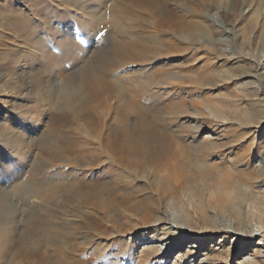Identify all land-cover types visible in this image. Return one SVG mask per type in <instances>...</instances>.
Wrapping results in <instances>:
<instances>
[{
	"label": "rangeland",
	"instance_id": "1",
	"mask_svg": "<svg viewBox=\"0 0 264 264\" xmlns=\"http://www.w3.org/2000/svg\"><path fill=\"white\" fill-rule=\"evenodd\" d=\"M107 1H78L82 3L79 9L67 0H0V264H42L43 253L54 255L50 246L42 247L39 232L27 229L30 217L44 214L41 184L51 174L36 164L47 162L50 155L45 148L59 130L73 134L79 130L84 136L98 128L93 130L83 121L73 126L62 122L57 117L60 110L52 103L79 84L76 71L84 60L104 58L103 49L121 38L143 46L138 58L126 60L113 76L121 78L118 85H136L143 94L153 96L141 105L147 113L143 130L151 136L153 148L146 161L120 172L127 186L137 190L138 210L117 203L110 209V213H122L115 222L103 223L102 230L82 229L79 240L87 235L91 239L85 252L92 251L89 258L97 256L95 264H264V243H259L264 236V214L251 213L239 224L207 204L217 202L215 196L222 191V201L249 191V199L238 198L248 207L264 200V178L251 179L252 169L264 159V0H158L146 9H133L141 16L138 21L111 22L108 29L103 27L105 22L98 21L100 26L89 23L95 15L105 20L117 13V6L109 9L112 0ZM166 16L170 18L163 20ZM21 22L34 29L26 27L17 34L8 25ZM88 31L90 38L72 45L71 58L65 56L68 42L67 37L62 39L63 32L77 37ZM26 33L32 37L26 38ZM111 102L105 124L113 129L118 111ZM128 121L130 126L137 122L133 116ZM219 121H227L220 126L222 133L211 134L208 130ZM207 140L212 149L202 147ZM79 142L80 147L86 144ZM83 166L60 170L78 175ZM90 170L99 174L104 167ZM166 172L173 184L190 189L182 191L175 202L154 196L160 190L159 177ZM234 182L241 185L233 187ZM199 201L208 205L202 214L209 224L200 223L191 210L198 205L201 212ZM142 213L161 222L176 220L186 229H168L165 223L143 229L138 224ZM67 218L70 224L71 215ZM137 224L139 234H134L128 227ZM108 227L121 230L112 235ZM237 230L242 236L234 237ZM251 233L258 235L251 238ZM67 234L74 233L68 229ZM163 244L172 251L150 252L156 246L165 249ZM57 248L70 252L68 243ZM73 260L68 256L62 264Z\"/></svg>",
	"mask_w": 264,
	"mask_h": 264
},
{
	"label": "bare ground",
	"instance_id": "2",
	"mask_svg": "<svg viewBox=\"0 0 264 264\" xmlns=\"http://www.w3.org/2000/svg\"><path fill=\"white\" fill-rule=\"evenodd\" d=\"M67 1L74 6L79 7V9L82 8V3L79 4L78 1L81 2L83 0ZM157 1L158 0H112V2L108 5L109 9L116 6L118 8H116L118 11L115 13V15L114 12H111L112 14L108 15V19L111 18L112 20L108 21L107 17L105 20H103L104 17L101 15H95L89 18L87 21L89 23L96 24V26H100L101 24L98 23V21L103 23L105 22L103 27H107L106 29L111 27L109 26V23L111 22L113 25V23L116 24V21H125L127 19L138 21L141 16L136 10L134 11L133 9H143L148 5H153V2L156 3ZM105 3L108 4V1L106 0ZM91 10L92 9H90V11L88 10V13H91ZM166 14L170 15V11H168ZM76 15L77 14L73 16ZM177 16L179 18V15ZM168 18L170 17L166 16V18L164 17L163 20H167ZM212 18L214 19V17ZM130 22L131 21H129V24ZM8 25H10V29L15 31L17 34H19L20 30L23 28L25 29L26 27L29 31L34 29L32 25L27 24L25 26L22 22ZM73 25L75 26V24ZM74 26L70 28L73 29ZM34 31L36 32V30ZM63 33L64 35L61 36L62 39L67 37L66 39L68 43L74 40L75 43L72 45L77 46L81 43L82 38L88 40L91 36L89 31L83 36L77 35V37H73L74 35L72 36L68 32ZM30 36L32 37V33H26V38H29ZM42 47H45V45ZM142 47L143 46L138 44V42L134 43L132 40L126 41L124 38L113 41L109 48L103 49L102 54L105 56L104 58L99 57V55L93 57L91 56L82 62V66L78 71H76L79 84H77L76 87L70 88V93L63 94L61 98L59 97L58 99H55V101L52 103L55 108L60 110V115L57 117L62 122L72 124L73 126L74 124L78 125L80 121H83L82 123L86 124L90 128L91 126L94 127L93 130L97 128L98 130H95L97 132H94V134L89 133L86 135L84 134V136H82L79 130L75 132L77 136L74 135L75 133H71V130H59V133L56 134L53 142H49L45 148L46 153L50 155L47 162L38 161V164H36L45 168L44 171H47L46 173H51L46 177V179H44V183L41 184V201L44 204L40 206V209L42 214H44L39 217H30L29 222H27L28 230L39 232L42 235V247H45V250H47L48 246L53 249L55 256L53 254L47 256L43 253V257L41 259L42 262L39 260L42 264H62L65 258L68 256H71L74 259L72 264H95L97 256L95 255L94 258H89V256L93 255L92 251L85 252V250L88 249V244H90L91 241L90 236L87 235L85 239L79 240L80 236L78 238V234L83 231L82 229L102 230L103 223L109 221L115 222L116 219L120 218L122 213H120L119 210H114L113 213H110V209L115 207L114 205L117 203H119L122 207H127L129 210H138L137 206L140 201H136L135 192L137 190L132 187L129 188L121 175H123L122 173L124 172L126 173L127 170H132V168L134 169V167L141 161H146L149 151L153 148L151 136L145 133L143 130L146 124H144V117H146L147 113L142 111L143 106H141L142 104H145V102L151 101L153 96L143 94L140 92V87L136 85V88H134L135 86L132 84L127 86L118 85V82L121 80V78H116L113 76V74L120 71L126 60L130 59L131 61H134V59L138 58V56L136 58L135 56L139 51H141ZM111 101L116 105L114 108L115 112L118 111L115 113L116 116L114 118L113 129L111 127L109 128L105 124L106 115L110 113L108 110H111ZM102 109H104V111ZM132 116L137 122L134 123L133 126H130L128 119H130ZM110 117L112 118V116ZM224 123L223 121H219L218 123L213 124L208 131L213 135H218L222 133L220 126H222ZM101 126L104 128L101 129ZM86 133H88V131ZM190 137L195 138V136ZM78 140L85 141V146H78V144H80V142L78 143ZM202 147H204V149H209L212 147V143L207 140L202 144ZM82 165L86 166H83L85 167L84 171L78 173V175L73 173L63 174L60 170V168L63 166L76 170L81 168ZM99 165L104 167V171H101L99 174L92 173L90 170L91 167ZM104 165H107L111 168H105ZM252 170H254V172L251 173V175H253L252 178L250 177L251 179L257 181V179L259 180L264 178V159L260 167ZM120 172L122 173L120 174ZM167 174L168 173L166 172L161 177H159L160 181L157 185H160V190L158 189L159 193L154 192V196L159 200H169L170 198L173 202H175L178 200V195L182 191H190V189L185 187L182 183L173 184V181L170 180ZM244 177L247 179L249 175L247 177L244 174ZM239 179L237 178V180ZM55 180L59 181L56 185ZM227 182L226 184L229 183ZM230 184L232 185L231 182ZM238 184L241 185L240 182ZM238 184L233 185V187L236 185L238 186ZM234 190L236 189L234 188L233 191ZM232 192L230 194H232ZM234 192L238 193L237 190ZM222 193L224 192L222 191ZM222 193L215 196V201L219 199L217 202L214 201L216 204H213V201L209 200L207 204H211L212 208L219 213H227L228 215L233 216L236 223L240 224L244 217L249 216L251 213H255L252 214V216L256 215V213L257 215H259L258 213L264 214V200L261 201L259 205H254V202H252V206L249 207L247 202L241 201L244 198L250 197L251 193L249 191L247 193L239 192L238 196L235 195L237 198H234L233 196L232 198L228 199L229 201L220 200L219 197H222ZM200 196L201 195L198 192V197L201 200L202 196ZM238 198H241V200H238ZM128 199L132 200L133 203L130 204V200ZM198 203L200 204L199 207L202 208L201 212H198V208L195 207H198V205L193 206L191 210L196 213L200 223L209 224L207 218H205L202 214L205 212V208L208 205L201 201ZM251 207L255 208V212H252ZM142 214L143 216L139 219L138 224L141 225L143 229L148 230L149 228L160 225L161 223L167 224L169 227L168 229H177L180 231L186 229L178 225L176 220L169 219L167 221L161 222V219H153L150 213ZM69 215H71L72 218V222L70 224L68 223V220L70 219L67 218ZM33 221L35 222V226L31 227ZM262 223H264V221ZM138 224L134 225V227H128L129 230L134 231V234H139L140 229L137 230V227H139ZM63 225L66 227L65 229ZM124 226L125 225L122 224L121 229H123ZM68 229L72 230V233H74L72 236L67 234ZM106 229H108V232L111 231L113 233L112 235L118 234V232L121 230L114 227H108ZM86 234L88 233L86 232ZM180 235L184 236V232L180 233ZM186 235L187 234H185V236ZM237 235L242 236V232L240 234V230H237L234 234V237ZM256 235L258 234H249L251 238L255 237ZM160 239L161 238H159L158 241ZM259 240V243L263 244L264 236ZM153 242L154 240H150L148 243ZM67 243L69 245L70 252H64V249L62 250L57 248L59 245ZM163 245L166 247L165 249H162V247L160 248V246H156L155 248L153 247L150 249V252H159L161 254L160 251H164L162 253L167 254L168 251L171 250L170 245ZM25 257L28 259L31 257V255H26ZM124 257H126V255H124Z\"/></svg>",
	"mask_w": 264,
	"mask_h": 264
},
{
	"label": "snow or ice",
	"instance_id": "3",
	"mask_svg": "<svg viewBox=\"0 0 264 264\" xmlns=\"http://www.w3.org/2000/svg\"><path fill=\"white\" fill-rule=\"evenodd\" d=\"M75 43V41H70L68 45L63 49V54L69 58H71L74 55V49L72 47V44Z\"/></svg>",
	"mask_w": 264,
	"mask_h": 264
}]
</instances>
